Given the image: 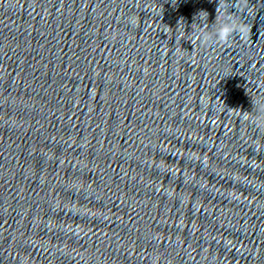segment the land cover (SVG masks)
Listing matches in <instances>:
<instances>
[{
	"label": "water",
	"instance_id": "obj_1",
	"mask_svg": "<svg viewBox=\"0 0 264 264\" xmlns=\"http://www.w3.org/2000/svg\"><path fill=\"white\" fill-rule=\"evenodd\" d=\"M218 4L0 0V264H264V0Z\"/></svg>",
	"mask_w": 264,
	"mask_h": 264
},
{
	"label": "clouds",
	"instance_id": "obj_2",
	"mask_svg": "<svg viewBox=\"0 0 264 264\" xmlns=\"http://www.w3.org/2000/svg\"><path fill=\"white\" fill-rule=\"evenodd\" d=\"M222 0H219L218 8L220 7ZM241 3L247 5V0H241ZM239 7V5H238ZM243 11V9H240ZM249 11H251L249 9ZM203 24H208V13L201 11L198 16ZM251 28L247 23L238 22L234 13H227L221 16L216 15L215 22L213 24L212 31H205L199 28L193 29L190 33V41H198L201 46L209 45L212 43L226 44L230 41V38L234 34H238L241 40H245L250 36ZM254 112L256 113L252 117V122L260 129H264V102L257 100L253 102Z\"/></svg>",
	"mask_w": 264,
	"mask_h": 264
}]
</instances>
